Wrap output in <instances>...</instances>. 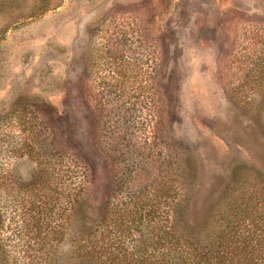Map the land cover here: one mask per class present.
Segmentation results:
<instances>
[{"label": "rangeland", "instance_id": "374dc122", "mask_svg": "<svg viewBox=\"0 0 264 264\" xmlns=\"http://www.w3.org/2000/svg\"><path fill=\"white\" fill-rule=\"evenodd\" d=\"M37 187L49 228L12 240L8 206ZM3 220L18 264H94L104 230L264 254V0H0Z\"/></svg>", "mask_w": 264, "mask_h": 264}, {"label": "trees", "instance_id": "16d2710c", "mask_svg": "<svg viewBox=\"0 0 264 264\" xmlns=\"http://www.w3.org/2000/svg\"><path fill=\"white\" fill-rule=\"evenodd\" d=\"M36 156H38L39 160L41 159L44 163L45 160L40 157V154H36ZM41 170L43 171V174L45 176H48V171H46V169ZM69 178L71 180V184H69V192L67 197L69 200V210L71 216H68L65 221V235L70 236L72 233L71 228L74 227L75 220H79V216H81V213L83 212L81 198L82 196H84L83 192L85 188V183L82 181L85 178L83 174L81 177H78L76 171L71 173ZM42 190L43 189L37 187V192L41 193V195L44 194L45 197L43 195L42 196L47 201L45 200L39 205L31 201L32 195H28V197H26L25 194L21 193V196L13 204L8 206L10 208H15V212L17 211L15 215L19 214V217H15L14 219H12L13 224L11 226L14 230L11 239L12 237L13 239H17V237H19V239H26L31 232L32 236L29 239H35L33 243L31 242V245H33L34 243L38 242L36 239H39L36 238L34 235L41 234L44 232V230L46 231V229L49 228V226L45 227L44 224L41 223L42 215H40V213L44 212L45 208L51 207L50 199L46 198V190L44 191V193H42ZM28 204L33 205V207L31 209L26 208ZM76 204L79 206H76ZM26 209L27 211H25ZM155 214L158 213L155 212L153 214H148L149 217H151L149 224H152L154 222L156 223ZM27 216H29V218H26ZM5 223L6 222L4 220L3 223H0V262L1 264H18L15 258L11 257L9 252L7 251L6 243L9 237L5 238L1 234L2 232H4V230L11 229L10 225H7V228H5ZM52 230L53 228H51L50 231ZM108 233V230H104L102 235L100 236V238L104 236V239L107 241V243L103 242L100 246L96 244L93 249V252L98 255L97 261L94 262V264H235V261H237L238 259L239 262H237V264H243L242 262L244 261L242 259H246L247 255L251 253L250 252L248 254H237L233 253L232 251L228 252L224 249L223 252H220L217 255H206L207 257L203 255L201 257L199 254L197 255L196 252L192 251L190 246L185 245V243H182L181 240H178L179 238H175L174 236L168 234L165 230L160 233L163 235L159 234L158 243L156 247H153L149 251L147 250L146 252H142L138 251V248L135 245L128 246L122 243V241L118 243L116 239L113 241L112 239L110 240ZM46 236L47 235H45V237L40 238L45 239ZM11 241L9 242L12 243ZM263 241L264 239L261 240V242ZM28 246L30 247L29 244ZM260 250L258 256L257 253H254L255 250H253V254H250L251 257H253V260H249L248 262H246V264H264L263 250ZM255 259L256 262H253L255 261ZM50 260L51 259L48 258V261Z\"/></svg>", "mask_w": 264, "mask_h": 264}]
</instances>
